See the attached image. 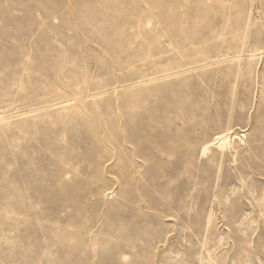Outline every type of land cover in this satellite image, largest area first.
I'll list each match as a JSON object with an SVG mask.
<instances>
[{
	"label": "rangeland",
	"instance_id": "obj_1",
	"mask_svg": "<svg viewBox=\"0 0 264 264\" xmlns=\"http://www.w3.org/2000/svg\"><path fill=\"white\" fill-rule=\"evenodd\" d=\"M0 264H264V0H0Z\"/></svg>",
	"mask_w": 264,
	"mask_h": 264
}]
</instances>
